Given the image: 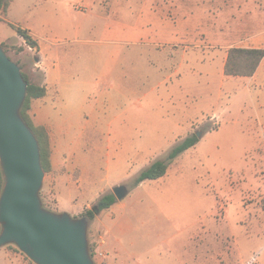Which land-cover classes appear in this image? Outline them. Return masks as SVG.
<instances>
[{
  "label": "rangeland",
  "instance_id": "1",
  "mask_svg": "<svg viewBox=\"0 0 264 264\" xmlns=\"http://www.w3.org/2000/svg\"><path fill=\"white\" fill-rule=\"evenodd\" d=\"M8 19L33 28L44 53H51L44 37L51 29L66 76L50 96L47 117L65 127L59 139L75 161L95 167L101 193L90 208L116 185L129 188L114 212L132 230L120 237L106 233L102 248L109 255V240L122 259L130 257L132 245L139 253L133 264H235L264 253V230L259 236L241 223L246 215L250 220L256 203L264 207L261 119L253 103L240 109L216 86L211 90L219 80L216 64L214 75L192 76L204 54L208 59L211 51L215 56L264 33V0H10L0 19V43L38 83L44 77L34 66L38 54ZM194 133L198 143L164 176L136 183L141 170ZM50 174L41 197L46 207L58 209ZM101 212L112 218L109 210ZM94 219L89 241L95 259L101 229ZM215 243L224 257L208 246ZM9 245L5 249H19Z\"/></svg>",
  "mask_w": 264,
  "mask_h": 264
},
{
  "label": "water",
  "instance_id": "2",
  "mask_svg": "<svg viewBox=\"0 0 264 264\" xmlns=\"http://www.w3.org/2000/svg\"><path fill=\"white\" fill-rule=\"evenodd\" d=\"M27 93L21 65L0 43V248L14 244L36 264H98L90 250L89 219L44 205L40 142L21 113ZM128 192L124 184L113 188L118 200ZM94 210L99 212L97 205Z\"/></svg>",
  "mask_w": 264,
  "mask_h": 264
},
{
  "label": "crops",
  "instance_id": "3",
  "mask_svg": "<svg viewBox=\"0 0 264 264\" xmlns=\"http://www.w3.org/2000/svg\"><path fill=\"white\" fill-rule=\"evenodd\" d=\"M8 23L12 22L8 19ZM26 29L30 31L35 39L38 37V34H36L33 28L26 27ZM44 37L46 41L51 43V53H44L42 42L40 39L39 41L36 39L39 43V47L38 49H34V53L38 54L34 57V66L44 74L43 80L40 82L38 81V83L46 86L47 93L43 98L34 100L32 111L34 116L36 115L35 118L38 120L37 123L47 126L51 136L53 170L50 174V177L54 188L53 194L56 199L55 204H57L58 209L52 208L51 206L50 209L67 211L73 216H80L83 215L87 209H90L89 203L98 198L97 195H100L99 193H101V189L97 187V184L93 180L95 171L94 165L86 166L75 161V154L71 153L70 155L68 149L64 145V142L59 139V134L61 136L63 135L65 127L59 125L47 117L49 114L48 106L51 99L50 96H53L54 93H57V85L64 81L66 72L64 67L61 65L60 51L55 49V43L53 36L51 35V29H46ZM241 42L242 43L240 44L222 47L220 49L221 51L215 53V56L211 51L208 54V59L207 54H204V56L200 57L196 62L197 66H192V76H212L214 75L212 71L213 65L216 64L218 67L217 75L219 80L217 84L211 85V90H213V87L216 86L218 93L220 92L221 94L229 95L231 98L235 99L240 105V109L250 105L249 103H253L257 114L255 115L260 117L262 126L264 127V58L257 71L252 76H231L226 75L224 71L229 48L233 46L264 48V33L253 34ZM215 115L216 113H213L212 117L217 118ZM197 121L201 120L197 118L195 121H192V127ZM48 126L51 127L52 131ZM219 126H221L220 123ZM85 185L90 187L87 192L83 190ZM117 206H119L118 202H116L109 209H105L109 210L111 213V219L109 218L108 214L105 217H101V211L100 214L96 215L95 218L96 224L101 229V242L98 245L97 258H95L97 260L100 259L99 264L101 262H105V264H133L132 259L139 257L138 251H135L132 245L128 249V256L130 257L124 259H122L117 245L111 240H109V245L114 250L113 255H109V252L102 248V245L107 243L106 239L104 238L106 233H108L110 237L115 234H118L120 237L123 234H126L129 230H132V223L128 222L127 219L123 220L122 215L118 217L116 216L114 209ZM249 211L250 209L247 210V212ZM249 213L250 220H246L248 217L246 215L245 220L241 221V223H246V226L249 225V229L253 227L254 233H257L260 236L264 230V207H258L256 203L253 214H251V212ZM232 238V241L235 245V239L234 237ZM208 246H210L211 250L213 249L215 251H219L220 254H218V257H224L226 255V252L222 250V246L218 243L209 244ZM5 248V246L0 248V260H3L7 263L17 262L18 264H30L25 256L22 255L23 253L21 251ZM260 252L261 251L259 250L257 254L255 253L252 255V258L242 259V261L238 260L239 262L235 264H261V260H264V253L261 254ZM193 254L195 255V259H197L198 257L195 251ZM225 263L226 262H224V264ZM166 264L170 263L167 262Z\"/></svg>",
  "mask_w": 264,
  "mask_h": 264
},
{
  "label": "trees",
  "instance_id": "4",
  "mask_svg": "<svg viewBox=\"0 0 264 264\" xmlns=\"http://www.w3.org/2000/svg\"><path fill=\"white\" fill-rule=\"evenodd\" d=\"M5 0H0V8L3 5ZM10 0L6 2V12L9 8ZM16 31V33L21 36L26 45L35 49L39 47L38 41L32 36L30 31L22 26H19L15 23H9ZM4 49L8 53V50L3 44ZM24 47H19L18 52L23 51ZM11 57V56H10ZM12 58V57H11ZM264 58V48L256 47H238L233 46L228 50V57L225 64V74L231 76H252L257 71L260 63ZM13 59V58H12ZM14 60V59H13ZM15 61V60H14ZM23 70V75L28 82V93L26 101L22 107V116L33 129L36 134L40 146H41V155L42 163L45 169V172L48 174L52 172V145H51V136L50 132L44 124L35 123L32 118L31 110L33 107V102L36 99L43 98L47 93V88L45 85H41L33 81L29 75L25 72L24 66L19 62ZM199 141V137L196 133L186 137L183 141L176 144L164 158H159L151 162L147 167H145L136 177V183L139 184L147 179H157L164 176L169 168L170 163L181 155L186 150L194 147ZM4 184L3 174L0 165V193L2 191ZM117 197L114 193H107L101 196L97 202L99 212L105 209H109L117 202ZM97 215V212L93 208L87 209L82 216H86L89 220H93ZM1 232V225H0ZM10 246V245H8ZM20 251L19 249H17ZM95 247L91 245V253L94 255Z\"/></svg>",
  "mask_w": 264,
  "mask_h": 264
},
{
  "label": "built area",
  "instance_id": "5",
  "mask_svg": "<svg viewBox=\"0 0 264 264\" xmlns=\"http://www.w3.org/2000/svg\"><path fill=\"white\" fill-rule=\"evenodd\" d=\"M97 254H98V250H97ZM96 257H97V255H96Z\"/></svg>",
  "mask_w": 264,
  "mask_h": 264
}]
</instances>
